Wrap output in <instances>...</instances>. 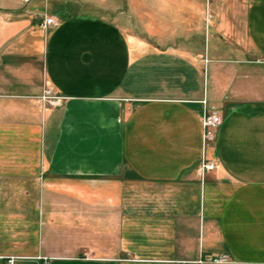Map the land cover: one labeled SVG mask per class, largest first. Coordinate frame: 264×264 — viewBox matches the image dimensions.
Masks as SVG:
<instances>
[{
    "label": "crops",
    "instance_id": "1",
    "mask_svg": "<svg viewBox=\"0 0 264 264\" xmlns=\"http://www.w3.org/2000/svg\"><path fill=\"white\" fill-rule=\"evenodd\" d=\"M95 1L0 0V264H264V0H166L161 43Z\"/></svg>",
    "mask_w": 264,
    "mask_h": 264
},
{
    "label": "rangeland",
    "instance_id": "2",
    "mask_svg": "<svg viewBox=\"0 0 264 264\" xmlns=\"http://www.w3.org/2000/svg\"><path fill=\"white\" fill-rule=\"evenodd\" d=\"M165 1L166 0H113V2H109L108 0H96L95 3L91 4V6L95 7L92 8L93 11L91 13L94 15H102L104 13L103 9H105L107 11L105 13L106 16H110L109 18H107L113 21L114 23L118 24V26L124 29L130 36L137 35L139 38H141L147 43H161L165 41L163 40L164 36L162 34L160 36H155L154 39H152L150 35H146V33L150 32L157 34L156 32L158 29L157 26L152 25V18L150 14L147 13V11L152 10L151 8L156 9L157 6L166 5ZM202 11L203 13L205 12V15L204 18L201 20V29H203L202 32L204 42H207V45L209 47V44H211L210 40L213 39L212 27L214 26V18H212L211 14L207 12V9L205 8V3L202 8ZM42 24H40V27L45 30L46 28H44ZM186 54H193L192 56L194 58L198 60L203 58L205 61L207 58H209L210 51H202L201 53L190 51L186 52ZM201 69L202 73H204L205 67H201ZM44 95L45 96L43 97V99L50 103L54 100L60 99L55 96V94L50 88L45 89ZM201 102L202 104L203 102H205V104L207 105L206 101L202 100ZM214 141L212 143H214ZM17 261L21 263L22 259L17 258ZM227 263H229L228 259L217 264Z\"/></svg>",
    "mask_w": 264,
    "mask_h": 264
},
{
    "label": "built area",
    "instance_id": "3",
    "mask_svg": "<svg viewBox=\"0 0 264 264\" xmlns=\"http://www.w3.org/2000/svg\"><path fill=\"white\" fill-rule=\"evenodd\" d=\"M52 22H53L52 18H46L42 26L46 28L47 26L51 25ZM203 106H204V110L201 119V132H202V143L205 148L215 140L216 132L222 123V118L213 108H208L205 102H203ZM214 167L215 164L213 162L202 160L198 169L200 176L203 177L205 171L213 170ZM226 259L227 258L225 256L218 258H209L207 259V262L217 264L222 261H225ZM44 261L46 260L44 259ZM5 264H21V263L17 261V258L11 257L5 260Z\"/></svg>",
    "mask_w": 264,
    "mask_h": 264
}]
</instances>
